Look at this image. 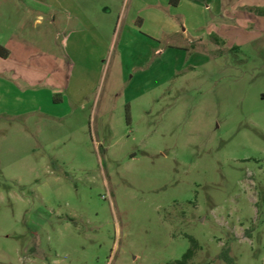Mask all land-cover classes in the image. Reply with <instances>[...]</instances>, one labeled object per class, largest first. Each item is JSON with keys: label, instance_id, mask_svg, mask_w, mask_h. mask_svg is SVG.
<instances>
[{"label": "rangeland", "instance_id": "obj_1", "mask_svg": "<svg viewBox=\"0 0 264 264\" xmlns=\"http://www.w3.org/2000/svg\"><path fill=\"white\" fill-rule=\"evenodd\" d=\"M120 1L101 63L71 76L66 0H0V264H170L189 235L188 264H264V0L161 54L122 41ZM70 76L83 104L60 99Z\"/></svg>", "mask_w": 264, "mask_h": 264}, {"label": "crops", "instance_id": "obj_2", "mask_svg": "<svg viewBox=\"0 0 264 264\" xmlns=\"http://www.w3.org/2000/svg\"><path fill=\"white\" fill-rule=\"evenodd\" d=\"M91 1L66 0L61 7L63 14L59 20L62 22V32H57V36L60 34L62 37L63 57L71 66V76L78 68L97 67L101 63L102 52L108 47L109 36L113 31L112 10L115 0L103 1L102 5L106 6H103L102 11L99 2L87 6ZM228 2L229 0H179L176 5H172L170 0H121L119 21L122 41L128 40L130 35H135L140 30L147 36L144 42H150L149 46L158 54H161V44L165 40L166 45L174 46L170 39L175 36H180L183 41H202L205 37L214 36L215 31L219 30L216 25L210 26L213 21H217V25L226 21L230 11ZM51 7L52 11L47 14V25L50 26L55 24L57 17L54 9H58L54 5ZM38 18L42 20L43 16L39 15ZM70 22L76 25L70 26ZM219 37L216 33L217 42L223 40ZM8 50L6 58L13 54V50ZM71 76L66 87L60 88V99L62 102L66 100V92L68 101L73 105L83 104L87 98L86 93L80 86L70 89Z\"/></svg>", "mask_w": 264, "mask_h": 264}, {"label": "trees", "instance_id": "obj_3", "mask_svg": "<svg viewBox=\"0 0 264 264\" xmlns=\"http://www.w3.org/2000/svg\"><path fill=\"white\" fill-rule=\"evenodd\" d=\"M179 0H170L172 5H176ZM9 55V50L0 45V57L6 58ZM190 247L182 255V257L170 264H188V262L195 256L196 251L200 248L199 241L192 235H189ZM221 258L226 264H235L233 257L230 255V248H226L221 253Z\"/></svg>", "mask_w": 264, "mask_h": 264}]
</instances>
